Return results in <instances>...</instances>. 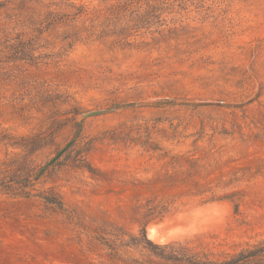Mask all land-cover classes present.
I'll return each mask as SVG.
<instances>
[{"label": "rangeland", "instance_id": "1", "mask_svg": "<svg viewBox=\"0 0 264 264\" xmlns=\"http://www.w3.org/2000/svg\"><path fill=\"white\" fill-rule=\"evenodd\" d=\"M148 137L231 161L215 175L238 170L247 194L242 215L186 200L151 240L234 252L264 237V0H0V264L163 263L123 246L111 260L98 239L138 233L126 205L163 165Z\"/></svg>", "mask_w": 264, "mask_h": 264}, {"label": "trees", "instance_id": "2", "mask_svg": "<svg viewBox=\"0 0 264 264\" xmlns=\"http://www.w3.org/2000/svg\"><path fill=\"white\" fill-rule=\"evenodd\" d=\"M82 134L81 129L79 136ZM142 144L164 151L157 158L163 162V165L156 178L142 181V188L136 191L139 194L152 192L153 196L133 198L126 205L128 218L138 227V233L114 231L111 233L112 239L106 237L108 234L106 232L99 235L98 239H102L110 250L111 260L122 256L121 247L123 246L148 251L150 255L163 261V263H156L153 260H135L138 264H264V237L249 242L234 252H217L204 244L202 240H199L197 244L192 241L158 244L151 240L148 237L147 227L177 212L186 204V200L198 199L201 203L228 201L232 204L234 213L242 215L241 207L245 203L247 194L235 186V183L242 179L238 177V170L232 171L229 179H226L224 174L215 175L217 171L222 173V167L226 162H231L229 160L223 162L213 153L199 156L196 152L182 153L166 150L159 142L151 141L150 137ZM79 159V168L89 172L96 181H101L107 176V173L93 166L86 157L81 156ZM28 187H31V190L22 195L31 196L34 184ZM38 196L45 203L65 211V203L55 194H38ZM126 236L129 239L126 240Z\"/></svg>", "mask_w": 264, "mask_h": 264}, {"label": "water", "instance_id": "3", "mask_svg": "<svg viewBox=\"0 0 264 264\" xmlns=\"http://www.w3.org/2000/svg\"><path fill=\"white\" fill-rule=\"evenodd\" d=\"M114 109L115 108L89 110V111L83 112L82 117L87 118L90 116H95V115H99L102 113H106V112L112 111ZM75 141H76V138H73L72 140H70L61 150H59L57 152V154L45 165L44 168L51 166L59 158H61L63 156V154L74 144Z\"/></svg>", "mask_w": 264, "mask_h": 264}]
</instances>
